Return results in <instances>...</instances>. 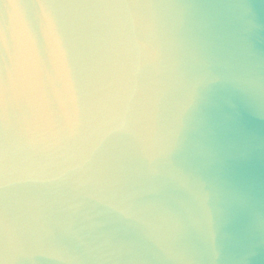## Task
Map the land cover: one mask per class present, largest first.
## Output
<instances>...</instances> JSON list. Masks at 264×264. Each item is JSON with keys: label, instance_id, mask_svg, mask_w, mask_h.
<instances>
[{"label": "clouds", "instance_id": "obj_1", "mask_svg": "<svg viewBox=\"0 0 264 264\" xmlns=\"http://www.w3.org/2000/svg\"><path fill=\"white\" fill-rule=\"evenodd\" d=\"M235 19L168 0L3 4L0 264H223L199 133L220 93L264 120V77L220 39Z\"/></svg>", "mask_w": 264, "mask_h": 264}, {"label": "water", "instance_id": "obj_2", "mask_svg": "<svg viewBox=\"0 0 264 264\" xmlns=\"http://www.w3.org/2000/svg\"><path fill=\"white\" fill-rule=\"evenodd\" d=\"M9 0H0V8ZM16 2V0H12ZM87 3L91 0H68ZM193 6L199 13L222 19L240 15L220 39L235 50L241 62L264 77V3L260 0H168ZM253 16L259 28L242 30ZM232 102H237L233 97ZM201 156L195 164L209 183L223 264H264V120L239 114L220 93L207 110L199 133Z\"/></svg>", "mask_w": 264, "mask_h": 264}]
</instances>
